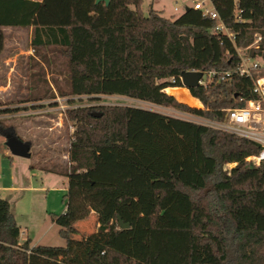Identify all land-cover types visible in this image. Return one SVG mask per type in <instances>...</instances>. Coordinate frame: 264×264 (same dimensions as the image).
Masks as SVG:
<instances>
[{"label": "trees", "instance_id": "trees-1", "mask_svg": "<svg viewBox=\"0 0 264 264\" xmlns=\"http://www.w3.org/2000/svg\"><path fill=\"white\" fill-rule=\"evenodd\" d=\"M210 1L233 40L200 9L145 14L142 0H0V26H32L33 45L63 56V97L125 96L223 122L228 108L257 99L253 80L233 73L186 96L180 76L235 70L236 47L264 58V0ZM67 116L75 131L65 210L50 213L66 244L21 241L0 197V264H264V161L248 160L259 142L138 106L76 107ZM4 122L0 136L11 130ZM92 211L96 232L78 238L76 222Z\"/></svg>", "mask_w": 264, "mask_h": 264}, {"label": "rangeland", "instance_id": "rangeland-1", "mask_svg": "<svg viewBox=\"0 0 264 264\" xmlns=\"http://www.w3.org/2000/svg\"><path fill=\"white\" fill-rule=\"evenodd\" d=\"M202 1H205L208 7L212 6L210 0ZM195 2L142 0V10L147 14L154 8L164 16H179L186 7L193 6ZM12 30L23 32L22 48L29 49L30 46L27 29L9 27L4 30V48L0 53V120H4V123L23 140L31 142L32 147L31 156L28 158L13 155L4 135L0 136V187L5 186V189L0 190V197L10 202L16 220L21 224V237L24 240L35 237V243L43 236L42 233L47 231L48 234L39 243L62 246L66 244L65 240L59 234V227L51 222L48 214H59L65 209L64 195L68 187L66 172L71 164L69 149L75 131L73 122L67 116V109L128 105L172 116H176L177 112L173 108L118 95L63 97L56 91L57 82L64 86L69 74L65 59L59 52L51 51L40 44H32L37 49L34 56L21 54L16 60H9L7 66L4 65L8 60L6 57L12 55L11 51L14 49ZM7 84L8 88L5 86ZM51 91L55 97L49 96ZM181 93L189 95L185 87L181 89ZM35 97L41 99L33 100ZM68 98H71V101H66ZM8 186L14 188L8 189ZM42 214L46 221L40 225ZM96 220L97 215L92 211L84 220L77 221L76 236L85 238L94 234L98 226Z\"/></svg>", "mask_w": 264, "mask_h": 264}, {"label": "built area", "instance_id": "built-area-1", "mask_svg": "<svg viewBox=\"0 0 264 264\" xmlns=\"http://www.w3.org/2000/svg\"><path fill=\"white\" fill-rule=\"evenodd\" d=\"M195 1L196 2L192 7L202 10L204 15L216 19V31L224 33L228 38L233 40V33L225 25L217 9L213 5L211 7L206 6L205 1ZM236 16L239 17L238 13H236ZM260 39L261 37L258 36L253 45L257 46L256 44ZM236 52V67L233 71L228 70L225 72H219L217 70H195L201 72L198 85L207 87L215 81L218 82L226 80L227 78L230 79L233 73H237L240 76L248 77L253 80V92L257 95V99L249 100L244 107L228 108L226 110L227 119L223 122L204 119L189 113L179 112L177 110L176 116L211 127L227 130L259 142L263 146L262 151L258 155L248 158V160H254L257 164H259L261 161H264V75L258 76L256 73L264 70V58L261 56L252 57L250 55H246L245 51L239 47H236ZM180 79L183 83L182 75L180 76ZM172 80L176 81V78L173 77ZM70 99L71 98H68L66 101Z\"/></svg>", "mask_w": 264, "mask_h": 264}, {"label": "water", "instance_id": "water-1", "mask_svg": "<svg viewBox=\"0 0 264 264\" xmlns=\"http://www.w3.org/2000/svg\"><path fill=\"white\" fill-rule=\"evenodd\" d=\"M105 2L106 5H109L110 0H96V3ZM188 9V7H187ZM201 77L200 71H186L182 74L183 78V85L186 88H191L198 86V80ZM94 115L101 116V113H94ZM4 137L6 138V144L13 155L20 156V157H30L31 156V147L32 144L29 141H25L20 138L14 130H11L8 133H4ZM121 227L128 228L130 227L129 223H124L122 218L118 217Z\"/></svg>", "mask_w": 264, "mask_h": 264}, {"label": "crops", "instance_id": "crops-1", "mask_svg": "<svg viewBox=\"0 0 264 264\" xmlns=\"http://www.w3.org/2000/svg\"><path fill=\"white\" fill-rule=\"evenodd\" d=\"M38 1H42V0H38ZM9 27H12V26H0V31H2L3 33L5 32L4 30H6L7 28H9ZM14 28H25V29H27L28 31H27V33H28V40L30 41H28L29 42V49H24V48H22V46L23 45H21V44H23L24 42L22 41V36H23V32L21 31V30H12L13 32V35H12V38H13V46H14V49L11 51L12 53V55H9L8 57H6V58H8V60H6L5 62H4V65L5 66H7L8 64L7 63H9V60H16L18 57H19V55H21V54H27V55H31V56H34L35 55V49H34V47L32 46V36H33V27L31 26V27H14ZM34 51V52H33ZM10 85H11V83H9ZM7 88H8V84L7 85H5ZM5 86H2V88H5ZM171 88H174V87H171ZM196 99V98H195ZM198 100V99H197ZM199 101V100H198ZM8 189H13L14 188V186H8L7 187ZM1 189H5V186H3V187H0V190ZM65 210V209H64ZM51 213V212H50ZM50 213L48 214V216L50 217ZM44 214H42L41 215V220H42V222L40 223V225H42L43 224V221H44ZM51 219V218H50ZM18 221V220H17ZM45 221H46V219H45ZM45 221H44V223H45ZM51 222H52V220H51ZM52 223H54V222H52ZM18 224L20 225V227H21V224L18 222ZM55 224V223H54ZM42 227V226H41ZM43 236H41L35 243H34V239H35V237H31V244L32 245H40L41 243H39V242H41L42 240H44V238H45V236L48 234V232L47 231H44L43 233ZM60 234V233H59ZM21 239V241H23L24 239L21 237L20 238ZM64 239V238H63ZM65 240V239H64ZM65 243H66V240H65ZM41 245H47V244H41ZM51 246H54V245H51ZM60 246V245H59ZM64 246V245H63Z\"/></svg>", "mask_w": 264, "mask_h": 264}, {"label": "flooded vegetation", "instance_id": "flooded-vegetation-1", "mask_svg": "<svg viewBox=\"0 0 264 264\" xmlns=\"http://www.w3.org/2000/svg\"><path fill=\"white\" fill-rule=\"evenodd\" d=\"M6 130H7V129H6ZM10 131H11V130H7V131H5V134L8 133V132H10Z\"/></svg>", "mask_w": 264, "mask_h": 264}, {"label": "clouds", "instance_id": "clouds-1", "mask_svg": "<svg viewBox=\"0 0 264 264\" xmlns=\"http://www.w3.org/2000/svg\"><path fill=\"white\" fill-rule=\"evenodd\" d=\"M186 88V87H185ZM188 89V88H187Z\"/></svg>", "mask_w": 264, "mask_h": 264}]
</instances>
